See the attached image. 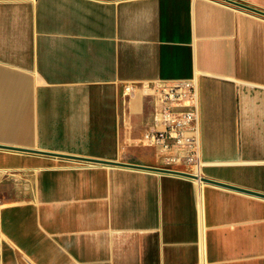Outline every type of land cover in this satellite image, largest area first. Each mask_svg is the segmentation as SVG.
<instances>
[{
    "label": "crops",
    "instance_id": "1",
    "mask_svg": "<svg viewBox=\"0 0 264 264\" xmlns=\"http://www.w3.org/2000/svg\"><path fill=\"white\" fill-rule=\"evenodd\" d=\"M264 11V0H236ZM196 77L201 174L264 192V15L226 0H0V264H264V197L176 173L141 143Z\"/></svg>",
    "mask_w": 264,
    "mask_h": 264
},
{
    "label": "built area",
    "instance_id": "2",
    "mask_svg": "<svg viewBox=\"0 0 264 264\" xmlns=\"http://www.w3.org/2000/svg\"><path fill=\"white\" fill-rule=\"evenodd\" d=\"M220 1V0H216ZM136 93L154 100L151 120L141 143L153 148L161 168L201 178L200 88L196 77L127 82L121 97L128 104Z\"/></svg>",
    "mask_w": 264,
    "mask_h": 264
},
{
    "label": "water",
    "instance_id": "3",
    "mask_svg": "<svg viewBox=\"0 0 264 264\" xmlns=\"http://www.w3.org/2000/svg\"><path fill=\"white\" fill-rule=\"evenodd\" d=\"M226 1L264 15V11L259 10L257 8H254V7H251V6H248L242 2H239L236 0H226ZM8 147H10V149H14V150L30 151V152H35V153H39V154H47V155H52V156H58V157H63V158H68V159L79 160V161L98 162V163H104V164L122 165V166H127V167L145 168V169H151V170H156V171H160V172L176 173V174H180V175H184V176H188V177H192V178H197L196 175H193V174H190L187 172L178 171V170H167V169L161 168L159 166H149V165L137 164V163H132V162L105 160V159L93 158V157H88V156H81V155H75V154H65V153H56V152H49V151L38 150V149L21 148V147H16V146H8ZM201 179L203 181L211 182V183L218 184V185L229 186V187H233V188L240 189V190L243 189V190L248 191L250 193L264 197V192L245 189V188H242L240 186H235V185L229 184L227 182L215 180V179L204 177V176H202Z\"/></svg>",
    "mask_w": 264,
    "mask_h": 264
}]
</instances>
